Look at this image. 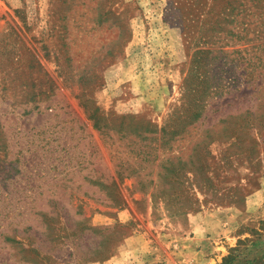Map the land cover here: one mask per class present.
<instances>
[{
	"label": "rangeland",
	"instance_id": "obj_1",
	"mask_svg": "<svg viewBox=\"0 0 264 264\" xmlns=\"http://www.w3.org/2000/svg\"><path fill=\"white\" fill-rule=\"evenodd\" d=\"M0 0V264H264V0Z\"/></svg>",
	"mask_w": 264,
	"mask_h": 264
},
{
	"label": "trees",
	"instance_id": "obj_2",
	"mask_svg": "<svg viewBox=\"0 0 264 264\" xmlns=\"http://www.w3.org/2000/svg\"><path fill=\"white\" fill-rule=\"evenodd\" d=\"M236 1V0H235ZM234 3V0L233 1H230V3L229 4H233Z\"/></svg>",
	"mask_w": 264,
	"mask_h": 264
}]
</instances>
